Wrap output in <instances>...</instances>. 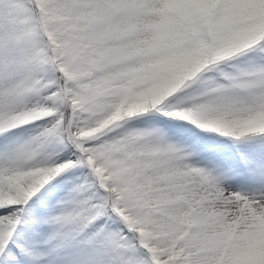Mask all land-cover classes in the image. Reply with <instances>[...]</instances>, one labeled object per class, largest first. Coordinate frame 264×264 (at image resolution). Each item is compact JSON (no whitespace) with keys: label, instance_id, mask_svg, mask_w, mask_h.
<instances>
[{"label":"snow or ice","instance_id":"obj_1","mask_svg":"<svg viewBox=\"0 0 264 264\" xmlns=\"http://www.w3.org/2000/svg\"><path fill=\"white\" fill-rule=\"evenodd\" d=\"M0 264H264V0H0Z\"/></svg>","mask_w":264,"mask_h":264}]
</instances>
